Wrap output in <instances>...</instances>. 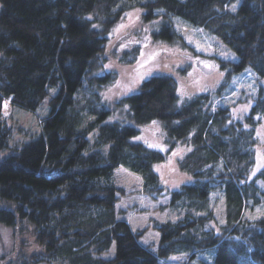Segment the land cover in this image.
I'll return each mask as SVG.
<instances>
[{"label": "trees", "instance_id": "trees-1", "mask_svg": "<svg viewBox=\"0 0 264 264\" xmlns=\"http://www.w3.org/2000/svg\"><path fill=\"white\" fill-rule=\"evenodd\" d=\"M236 2L0 0V224L12 229L14 242L0 264H159L207 250L214 252L213 264H264V216L246 218L264 201L258 183L247 182L256 160L255 130L264 118V0H242L232 12ZM136 8L145 11L144 21H162L152 42L183 43L176 25L187 23L236 54V62L218 61L222 82L215 91L181 101L176 80L158 73L112 107L102 104L99 91L116 80L100 74L109 33ZM139 55L140 47H133L122 64L133 66ZM249 73L263 84L236 121L214 100L234 77ZM7 102L27 111L48 106L39 137L11 146ZM115 114L124 119L110 121ZM154 122L164 131L165 153L140 141L139 129ZM178 146L188 151L177 169L194 181L172 193V207L185 214L153 225L159 243L152 251L141 244L142 232L118 218L114 172L126 169L140 177L145 194L159 195L154 167ZM258 179L264 183V175ZM213 191L226 200L219 234L207 207ZM28 229L42 251L24 256L20 238ZM111 249L112 258L102 257Z\"/></svg>", "mask_w": 264, "mask_h": 264}, {"label": "rangeland", "instance_id": "rangeland-1", "mask_svg": "<svg viewBox=\"0 0 264 264\" xmlns=\"http://www.w3.org/2000/svg\"><path fill=\"white\" fill-rule=\"evenodd\" d=\"M241 1L237 0L230 6V10L235 12ZM136 9L125 13L112 28L108 36L107 48L100 59L102 66L100 74L113 73L116 75L114 83L99 91L101 102L105 107H112L123 97L135 93L144 79L158 73L170 75L176 80L177 94L181 101L194 95L213 92L222 82L218 61L236 62L238 60L236 54L220 39L187 23L184 25L177 22L176 25V30L184 44L177 42L168 45L152 42L151 35L162 25V21L155 23L144 21L142 15L145 11L142 8ZM135 46L140 47L137 62L133 66L122 64L121 59L124 54ZM187 65L188 69L180 72ZM262 84V81L252 73L238 75L234 77L222 95L215 98L214 106L229 107L234 120L241 121L252 104L251 99L247 97L254 99ZM48 113V106L35 111H27L10 106L7 102L4 105V118L13 129L11 146L21 147L39 137L42 132L41 120ZM121 118L119 114H115L110 121L121 120ZM139 130L140 141L148 148L166 152L165 134L160 124L152 123ZM255 138L256 160L247 176V182L255 180L264 190L262 179H258L264 175V166L258 167V165H264V118L259 120ZM150 145L153 146L150 147ZM187 151L188 147L178 146L166 156L163 163L154 167L162 188V193L159 195L145 194L140 177L126 169L121 167L114 172V183L119 190L117 194L119 200L116 205L118 218L127 222L134 232H142L141 244L152 251H156L159 243V235L153 230V225L179 220L185 214L179 205H176L177 208L172 207L171 195L194 181L192 177L180 173L177 169L178 162ZM207 207L214 217V221H211V228L219 234L225 226V195L220 191L211 192ZM254 208L253 212L246 215L248 220H257L264 216V201L261 206ZM28 230L20 238V241L23 240L25 243V246L21 248L24 256L42 251L41 247L34 242L30 229ZM13 247L12 229L0 224V254L11 252ZM16 248L19 249V246ZM102 257L112 258L113 249ZM213 259V250H207L198 252L194 257H188L186 254L171 256L168 259L159 260V264H213Z\"/></svg>", "mask_w": 264, "mask_h": 264}, {"label": "snow or ice", "instance_id": "snow-or-ice-1", "mask_svg": "<svg viewBox=\"0 0 264 264\" xmlns=\"http://www.w3.org/2000/svg\"><path fill=\"white\" fill-rule=\"evenodd\" d=\"M154 123H155V122H154ZM151 146H153V145H150V147H151ZM262 166H264V165H258V167H262ZM257 211H259V209H258Z\"/></svg>", "mask_w": 264, "mask_h": 264}]
</instances>
